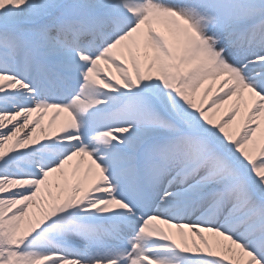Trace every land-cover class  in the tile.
Returning <instances> with one entry per match:
<instances>
[{
	"label": "snow or ice",
	"instance_id": "obj_1",
	"mask_svg": "<svg viewBox=\"0 0 264 264\" xmlns=\"http://www.w3.org/2000/svg\"><path fill=\"white\" fill-rule=\"evenodd\" d=\"M0 264H264V0H0Z\"/></svg>",
	"mask_w": 264,
	"mask_h": 264
}]
</instances>
